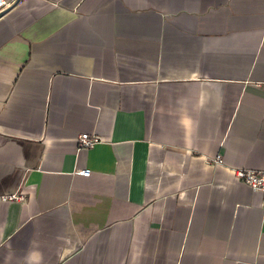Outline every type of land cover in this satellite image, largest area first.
Returning <instances> with one entry per match:
<instances>
[{
    "label": "crops",
    "instance_id": "0c3cea01",
    "mask_svg": "<svg viewBox=\"0 0 264 264\" xmlns=\"http://www.w3.org/2000/svg\"><path fill=\"white\" fill-rule=\"evenodd\" d=\"M241 168L264 170V0L2 11L0 264H264Z\"/></svg>",
    "mask_w": 264,
    "mask_h": 264
},
{
    "label": "built area",
    "instance_id": "2783aa9c",
    "mask_svg": "<svg viewBox=\"0 0 264 264\" xmlns=\"http://www.w3.org/2000/svg\"><path fill=\"white\" fill-rule=\"evenodd\" d=\"M12 1L0 0V12L11 7ZM101 138L95 134L81 133L77 136V148L82 149L93 147L95 144L99 143ZM216 163L221 162L220 158L217 156L213 160ZM80 174L88 176L90 174L89 170H80ZM234 175L242 183L248 185L254 191H260L264 193V170H254V169H234ZM22 196L18 194L0 195V201H13L21 200Z\"/></svg>",
    "mask_w": 264,
    "mask_h": 264
},
{
    "label": "water",
    "instance_id": "95a60500",
    "mask_svg": "<svg viewBox=\"0 0 264 264\" xmlns=\"http://www.w3.org/2000/svg\"><path fill=\"white\" fill-rule=\"evenodd\" d=\"M2 14V11H1V13H0V15Z\"/></svg>",
    "mask_w": 264,
    "mask_h": 264
}]
</instances>
